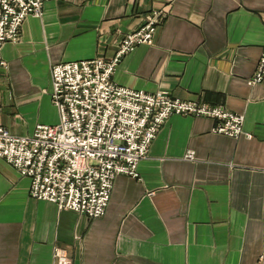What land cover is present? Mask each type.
Returning a JSON list of instances; mask_svg holds the SVG:
<instances>
[{
	"label": "crops",
	"instance_id": "0c3cea01",
	"mask_svg": "<svg viewBox=\"0 0 264 264\" xmlns=\"http://www.w3.org/2000/svg\"><path fill=\"white\" fill-rule=\"evenodd\" d=\"M3 44L0 125L26 136L58 122L54 63L111 58L159 12L151 45L126 53L112 80L147 93L223 106L250 137L214 133L208 117L172 114L138 178L117 175L106 211L89 219L29 194L0 157V264H264V79L249 84L264 45V0H51ZM193 153L186 160L187 152Z\"/></svg>",
	"mask_w": 264,
	"mask_h": 264
},
{
	"label": "built area",
	"instance_id": "2783aa9c",
	"mask_svg": "<svg viewBox=\"0 0 264 264\" xmlns=\"http://www.w3.org/2000/svg\"><path fill=\"white\" fill-rule=\"evenodd\" d=\"M51 0H0V67L2 46L20 38L25 17L40 18ZM159 12L148 15L118 42L111 58L97 57L54 63L50 69L51 102L58 111L55 125L39 124L26 136L0 125V157L30 180L28 194L75 211L89 219L102 217L117 175L138 178V165L160 126L172 114L208 117L216 134L250 137L242 129L244 117L223 106L182 101L166 91L147 93L122 87L112 74L126 53L140 44L151 45ZM264 79V45L249 84ZM186 160L193 159L187 152ZM54 264H70V257L54 248Z\"/></svg>",
	"mask_w": 264,
	"mask_h": 264
}]
</instances>
